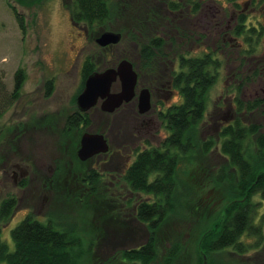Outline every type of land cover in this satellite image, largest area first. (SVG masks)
<instances>
[{
  "label": "trees",
  "instance_id": "obj_1",
  "mask_svg": "<svg viewBox=\"0 0 264 264\" xmlns=\"http://www.w3.org/2000/svg\"><path fill=\"white\" fill-rule=\"evenodd\" d=\"M151 4L153 7L147 11L142 8L131 11L133 23L126 33L140 44L143 57L150 58L147 62H160L156 50L162 49L161 54H165L164 42L153 35L155 32H151L152 44L142 45L150 26L156 29L165 24L167 17L162 11L158 13L160 9L155 0H151ZM126 5L125 0H75L71 7L72 19L88 27L89 35L93 34L92 40H96L102 32L111 29L115 17L127 10ZM170 5L175 9V4L170 2ZM252 5L262 7L264 0H253ZM13 9L20 16L15 6ZM249 19L246 13L242 19L245 30L249 25L255 33V26L264 27L263 16L256 24H249ZM121 30L125 32V29ZM245 34L253 47H257L259 42L256 41L263 37L256 35L251 38V32L246 31ZM109 48L105 47V50ZM225 66L226 62H222L216 50L202 55L187 53L180 56L175 86L183 100L165 116L169 136L160 144L149 145L138 153L126 176L132 192L131 197L125 199L124 206L121 207L123 200L119 198L124 193L118 192L113 196L109 192L106 196L108 203L114 206L112 214L147 228L148 240L136 243L132 248L121 247L107 264L183 263L186 248L182 238L184 232L188 226L194 232L201 230L203 213L208 212L211 203L223 200H228L226 206L201 238V252L209 255V264H264V209L261 213L264 206V97L246 99L242 90L249 82L243 79L234 100L237 115L234 112L235 117L218 128L216 134L209 133L211 126L220 122L218 111L210 112V101L212 89ZM99 69L93 60H86L84 85L86 79ZM261 74L264 76V63L256 76L261 77ZM238 76L242 77L241 74ZM25 79V70H18L16 87L11 91L0 72V119L21 99ZM46 90L47 96L53 94V80L47 82ZM231 106L230 101L229 109ZM260 113L263 119H260ZM89 123L87 113H74L68 116L64 133L68 137L74 133L82 134ZM18 127L21 128L20 125ZM7 133V129L2 130L0 142ZM182 160L195 164V189L184 184L179 177ZM84 181H88L86 186L97 193L99 180L96 173L92 172ZM26 185L27 181L23 183ZM257 197L261 199L256 201ZM19 204L16 196L0 202V264H80L82 241L76 235L75 227H62L53 216L46 222L33 213L29 214L13 230L16 247L12 249L9 242L2 239L1 233L3 223L14 216ZM207 212L208 218L211 213ZM176 221L179 224L172 226ZM169 226L173 227L174 233ZM89 247L88 253L91 254L92 243Z\"/></svg>",
  "mask_w": 264,
  "mask_h": 264
},
{
  "label": "rangeland",
  "instance_id": "obj_2",
  "mask_svg": "<svg viewBox=\"0 0 264 264\" xmlns=\"http://www.w3.org/2000/svg\"><path fill=\"white\" fill-rule=\"evenodd\" d=\"M74 1L0 0V72L5 76L11 91L16 87L18 70L24 69L26 73L21 99L0 119V133L5 129L8 131L0 142V202L12 196L20 200L14 216L3 223L1 237L15 249L13 230L29 214L33 213L46 222L53 216L61 222L62 227H75L74 231L82 241L79 249L83 258L80 259V264H107L121 247L132 248L136 243L148 240L149 230L136 221L130 223L115 217L112 214L114 206L106 200L107 193L99 190L95 193L85 186L88 181L85 182L84 179L88 177L93 160L83 164L76 160L71 162L70 157L75 156L76 145L80 143L83 134L74 133L68 137L64 130L68 116L77 111L76 98L82 88L86 60L91 59L101 69H106L123 58H136L138 48L126 33V29L133 23L131 11L140 8L147 11L153 6L151 0H125L128 11L116 16L117 19L115 17L114 25L110 29L122 32L124 39L120 44L105 50L99 45L98 37L92 40L93 34L89 35L88 27L74 25L71 16ZM223 1L214 0L213 6L217 11L223 6L231 8L232 3ZM246 4L250 24L258 20L255 13H262L264 10L262 7L253 10L252 3L244 0V5ZM13 6L18 9L20 16ZM158 7V13H162L164 6L159 4ZM211 21L212 18H208L207 22H203L204 26L208 27ZM218 27L215 30L220 32L222 28ZM121 29H125V32ZM214 31L206 40L207 44L213 47L218 45V40L221 39L218 36L220 33ZM262 50L263 57L264 46ZM235 64L234 62L233 65ZM229 66L230 62H226L218 83L212 89L210 112L216 113V109L219 111L220 108V114L228 110L233 112L229 109V104L238 91L235 88L236 82L231 79L232 71ZM252 66L253 63L248 68ZM246 73L248 69L244 66L243 76ZM261 79L256 80L257 84L251 83L244 87L242 94L246 99L261 97L264 84L259 83H264V77ZM48 80H54L55 83L51 96H47L46 91ZM120 86L119 81L114 89L118 91ZM178 99L174 102H179ZM126 110L124 107L114 113H108L99 105L88 112L90 123L86 130L106 133L115 150H134L135 160L144 145L160 144L167 135L169 136V131L164 122H158L152 123L154 129L148 133L147 129L140 125L142 119ZM259 117L263 119L261 113ZM114 123L117 125L114 126ZM48 126L50 128H47ZM210 129L209 133L213 135L219 131L217 124H213ZM126 132L127 139L120 140L117 134ZM125 141V145L120 146ZM18 164L24 170L17 167ZM105 167H109V164ZM195 168V164L188 160H182L179 168L180 179L187 186H194V189L197 185ZM27 172L28 174L23 175ZM26 181L27 185L23 186ZM123 192L124 194L119 196L120 200H123L121 207L131 197L129 191ZM256 199L259 201L261 198ZM227 201L210 204L208 212L206 210L201 218L204 226L198 232L188 226L182 236L186 248L181 264H204L201 238L206 229L212 226L214 219L217 220ZM263 209L264 206L261 213ZM206 212L211 213L208 218ZM177 221L171 225L175 227L179 224ZM169 230L174 233L173 227L169 226ZM91 243L93 253L89 254ZM120 243L124 244L119 245Z\"/></svg>",
  "mask_w": 264,
  "mask_h": 264
},
{
  "label": "flooded vegetation",
  "instance_id": "obj_3",
  "mask_svg": "<svg viewBox=\"0 0 264 264\" xmlns=\"http://www.w3.org/2000/svg\"><path fill=\"white\" fill-rule=\"evenodd\" d=\"M219 1L224 2L223 0ZM227 1L232 3L231 8L227 9L225 6H223L222 13V8L217 11L213 6V3H215L214 0H155V5L158 6L159 4H161L164 6V10L166 8V11H162L163 15H167L166 21L165 24L163 23L156 29H152L153 26H150L151 28H149L148 32L143 37L142 45L145 44L146 46H148L152 44L151 32H155L153 33V35L161 38V40L164 42L165 50H163L165 54H161L162 49H157L156 52L159 55L158 59L160 60V62H147L150 58H144L142 51L140 52V44L136 43L134 39V41L131 39V42L138 48L137 57L132 58L129 56V58L127 59L133 61L135 68L139 73V81L136 89L137 94L132 101L124 103V105L118 110L126 107V111H129L131 114L133 113L134 115H137L140 119H142L140 120V125L144 129H147L148 133H151L154 129L152 123L158 124V122H164L168 126L165 116L169 113L170 110L176 107V105H179V103L183 100L181 92H179V90L175 86V71H177L176 69H178L177 67L179 66L180 56L187 53L196 56L202 55L203 53H209L212 50H216V53L220 57L222 62H230L229 68H231L232 71L231 79L233 80V82H236L237 86L235 88L237 91V88L243 81V79L249 82V84H257L258 82L256 80L258 78L261 79L264 77L262 76L263 74H261V77L256 76L257 70L264 63V56L262 57L261 53L264 46V27L261 28L260 25L255 26L257 29L255 33L252 32L251 28H249V25L245 30V25H243L242 19L244 18L246 13L249 15L247 11V6L249 3L244 5V0ZM170 2H172L173 5L175 4V9L170 8ZM248 2H251L253 4V0H248ZM257 7L258 6H253V10ZM205 9L208 10L206 11ZM262 9L264 10V5H262ZM253 14L254 13H252V15ZM223 16H225V18H223ZM261 16L264 17V12L261 13L260 11L255 13V18L258 19L255 22H258ZM210 17L212 18V21L209 22L208 27H205L204 23L207 22L208 18ZM255 22L252 21L253 24ZM73 23L76 27H82L81 24L75 23L74 21ZM218 26H221L220 28H222L220 32L215 30L219 28ZM238 29H240L241 31L237 32ZM213 31L215 33H220L218 36L221 37L220 40L217 39L218 45L214 47L210 46V44H207L206 41L209 36L211 37ZM245 31L251 32V38L257 37L256 35H263V37H259V39L256 41L259 42L257 43V47H253L254 45L249 41V38H246ZM133 44L131 45L133 46ZM112 46L114 45L108 47L111 48ZM122 60H120L118 63H114L113 66H109L108 68L117 67ZM136 60L141 62H134ZM234 62L236 63L235 65H233ZM149 63H151V66L148 65ZM252 63L253 66L251 68H248ZM244 66L248 69V73L243 76L242 69ZM104 70L105 69H99L98 71ZM239 74L242 75L241 78L238 76ZM259 84L264 83L260 82ZM85 85L83 79L82 88H80L81 91L79 95L84 90ZM143 89H149L152 95V108L147 113L140 112V94ZM119 90H121V86ZM78 96L76 98V101L78 100ZM235 97L231 101L232 106L230 108L231 110L232 108L234 109L233 112L228 110L227 112L220 114L221 108L219 109L220 113L218 109H216L218 111L217 114H219L218 116L220 120L218 128H220L229 120L233 119L235 117V114L237 115V109L234 106ZM263 97L264 93L261 95V97L258 96L257 98ZM176 98H179V102H174ZM78 112H81L84 115L85 113L88 114V112H82L79 107H77V111L75 113ZM116 125L117 123H114V126ZM168 131L170 133L169 129ZM82 134H84V132ZM117 136L121 140L123 138L127 139L128 135L126 132L122 135L117 134ZM107 138L111 146L110 151L108 153L98 154L88 161H83L79 157V149L81 147L82 140L81 138L80 143L76 146L75 156L70 157L71 162L73 163L75 162L74 160H76L80 163H87L90 160H93V166L89 169L88 177L91 176L92 172L97 174L99 180V189L97 190H99V192H111L112 194H115L117 192H123L124 190L125 192L129 191L131 193L132 187L131 184L126 180V176L128 175L129 169L136 161L138 153L141 150L138 151L136 159L134 160V150L131 149L130 151H128L126 148L115 150L112 148L111 141L108 136ZM126 142L127 141L121 143L120 146L125 145ZM148 147L150 146L144 145L142 150L147 149ZM107 164H109V167H105ZM17 167L24 170L20 164H18ZM26 174H28V172L24 173L23 175Z\"/></svg>",
  "mask_w": 264,
  "mask_h": 264
},
{
  "label": "water",
  "instance_id": "obj_4",
  "mask_svg": "<svg viewBox=\"0 0 264 264\" xmlns=\"http://www.w3.org/2000/svg\"><path fill=\"white\" fill-rule=\"evenodd\" d=\"M123 40V34L114 30L104 31L97 39L102 47L118 45ZM121 82V90L114 89L117 82ZM139 73L130 59H123L117 67H110L104 71H95L87 81L84 90L78 96V107L82 112L101 104L104 112L114 113L126 102L136 96ZM152 108V95L149 89H143L140 94V112L147 113ZM111 149L110 142L104 133L86 131L81 140L79 157L87 161L92 157L107 153ZM204 264H209L208 255L203 252Z\"/></svg>",
  "mask_w": 264,
  "mask_h": 264
}]
</instances>
